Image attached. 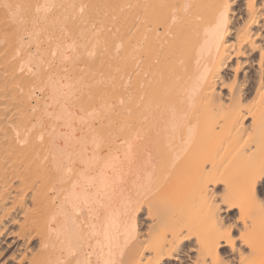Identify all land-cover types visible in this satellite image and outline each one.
Wrapping results in <instances>:
<instances>
[{
    "label": "bare ground",
    "instance_id": "obj_1",
    "mask_svg": "<svg viewBox=\"0 0 264 264\" xmlns=\"http://www.w3.org/2000/svg\"><path fill=\"white\" fill-rule=\"evenodd\" d=\"M63 260L264 264V0H0V264Z\"/></svg>",
    "mask_w": 264,
    "mask_h": 264
},
{
    "label": "crops",
    "instance_id": "obj_2",
    "mask_svg": "<svg viewBox=\"0 0 264 264\" xmlns=\"http://www.w3.org/2000/svg\"><path fill=\"white\" fill-rule=\"evenodd\" d=\"M77 255H78V253H77ZM57 264H101V262L100 261L91 260V261H88V262H85V263H73L72 261L63 260L61 263H57Z\"/></svg>",
    "mask_w": 264,
    "mask_h": 264
},
{
    "label": "rangeland",
    "instance_id": "obj_3",
    "mask_svg": "<svg viewBox=\"0 0 264 264\" xmlns=\"http://www.w3.org/2000/svg\"><path fill=\"white\" fill-rule=\"evenodd\" d=\"M106 124H109V123L107 122ZM97 130L101 132V130H102L101 126L99 128H97Z\"/></svg>",
    "mask_w": 264,
    "mask_h": 264
}]
</instances>
